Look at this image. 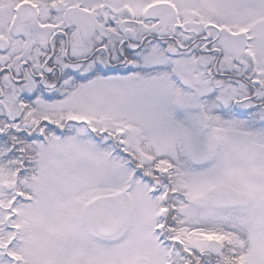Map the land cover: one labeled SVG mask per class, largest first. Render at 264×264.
<instances>
[{
  "label": "snow or ice",
  "instance_id": "6c2138e0",
  "mask_svg": "<svg viewBox=\"0 0 264 264\" xmlns=\"http://www.w3.org/2000/svg\"><path fill=\"white\" fill-rule=\"evenodd\" d=\"M0 264H264V0H0Z\"/></svg>",
  "mask_w": 264,
  "mask_h": 264
}]
</instances>
